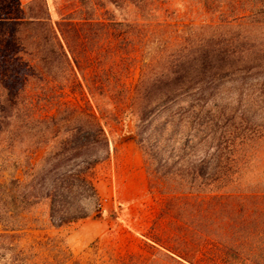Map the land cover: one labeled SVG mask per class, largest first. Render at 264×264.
I'll list each match as a JSON object with an SVG mask.
<instances>
[{
	"label": "trees",
	"instance_id": "1",
	"mask_svg": "<svg viewBox=\"0 0 264 264\" xmlns=\"http://www.w3.org/2000/svg\"><path fill=\"white\" fill-rule=\"evenodd\" d=\"M171 1L78 0L52 23L45 0H0V264L71 262L65 243L25 248L17 233L37 210L59 229L99 209L93 175L111 142L97 99L116 119L137 116L148 192L163 201L155 224L166 228L146 236V254L109 264H264V190L238 179L240 149L264 134L210 106L228 75L264 68V0H184L199 24L161 19ZM109 6L129 8L130 23Z\"/></svg>",
	"mask_w": 264,
	"mask_h": 264
},
{
	"label": "rangeland",
	"instance_id": "2",
	"mask_svg": "<svg viewBox=\"0 0 264 264\" xmlns=\"http://www.w3.org/2000/svg\"><path fill=\"white\" fill-rule=\"evenodd\" d=\"M30 1L19 0L22 5ZM68 1L73 2L72 8L65 6ZM45 2L52 23H56L69 9L78 8V0ZM7 3L13 6L14 0H7ZM108 9L115 14L118 22L130 23L133 18L129 8L116 9L109 6ZM164 10L161 19H167L168 22L199 24L205 20L184 0H172ZM139 77V72H135L123 78L122 82L134 84ZM67 100L83 103L80 95H69ZM187 100L182 101L181 105ZM91 101L93 106L99 105L105 131L111 142L108 159L96 166L93 175L99 195V209L90 207L88 218L59 229L46 227L42 211L37 210L25 216V229L17 233V241L25 248L37 247L38 242H45L49 237L65 243L72 253L68 264H109L115 258L146 254V236L161 234L166 230L164 221L155 224L163 201L161 197L148 192L144 159L134 138L137 116L125 118L120 115L116 119V114H119L106 100ZM210 106L213 115L223 109L224 121L231 122L234 118L238 122V119L245 118L249 120L248 128L264 134V68L228 75L221 80ZM192 116L191 113L184 115L183 132L187 128L185 122H190ZM42 153H38L37 159ZM239 158L241 171L238 179L242 186H256L264 190V139L241 148ZM37 217L41 219L38 226L33 223ZM257 229L255 240L259 246L264 247V228ZM40 254L45 259L52 255L45 250H39Z\"/></svg>",
	"mask_w": 264,
	"mask_h": 264
}]
</instances>
